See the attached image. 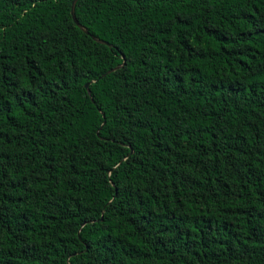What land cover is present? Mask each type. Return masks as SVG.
Wrapping results in <instances>:
<instances>
[{
	"label": "trees",
	"instance_id": "obj_1",
	"mask_svg": "<svg viewBox=\"0 0 264 264\" xmlns=\"http://www.w3.org/2000/svg\"><path fill=\"white\" fill-rule=\"evenodd\" d=\"M71 2L0 0V264H264V0Z\"/></svg>",
	"mask_w": 264,
	"mask_h": 264
},
{
	"label": "water",
	"instance_id": "obj_2",
	"mask_svg": "<svg viewBox=\"0 0 264 264\" xmlns=\"http://www.w3.org/2000/svg\"><path fill=\"white\" fill-rule=\"evenodd\" d=\"M76 1H77V0H72V2H71V9H70L71 17H72L73 21L76 23V25H77L78 27H80L85 33H88L87 28H85L83 25H81V24L78 22V20L76 19V17H75V11H74V9H75ZM94 38H95V37H94ZM95 39L98 40L99 42H102V43H106V44H107V42H105L104 40H101V39H98V38H95ZM124 62H125V61L123 60L122 64H120V65H118V66H116V67H114V68H112V69L106 71V73H110L111 71H113V70L119 68L120 66H122V65L124 64ZM103 75H104V74H103ZM88 84H89V83H86V84H85V87H86V89H87V92L90 93V91H89V89H88Z\"/></svg>",
	"mask_w": 264,
	"mask_h": 264
}]
</instances>
